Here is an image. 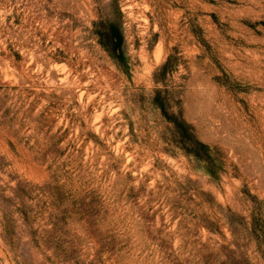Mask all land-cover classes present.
Masks as SVG:
<instances>
[{
	"label": "rangeland",
	"instance_id": "obj_1",
	"mask_svg": "<svg viewBox=\"0 0 264 264\" xmlns=\"http://www.w3.org/2000/svg\"><path fill=\"white\" fill-rule=\"evenodd\" d=\"M0 264H264V0H0Z\"/></svg>",
	"mask_w": 264,
	"mask_h": 264
},
{
	"label": "trees",
	"instance_id": "obj_2",
	"mask_svg": "<svg viewBox=\"0 0 264 264\" xmlns=\"http://www.w3.org/2000/svg\"><path fill=\"white\" fill-rule=\"evenodd\" d=\"M164 114H166L165 112H164ZM166 116H167V114H166ZM190 136H191V142L192 143H195V144H197V145H199V146H205L204 144H202L201 142H199V141H196V139H193L192 137V135L190 134ZM192 152L193 153H195L196 155H199V153H197V151H195V149H192Z\"/></svg>",
	"mask_w": 264,
	"mask_h": 264
}]
</instances>
